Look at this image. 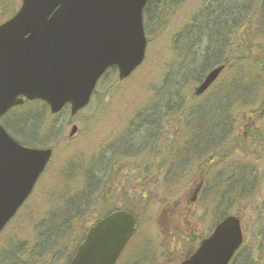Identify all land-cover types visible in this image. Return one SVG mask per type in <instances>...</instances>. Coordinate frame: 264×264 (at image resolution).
<instances>
[{
	"label": "rangeland",
	"instance_id": "obj_1",
	"mask_svg": "<svg viewBox=\"0 0 264 264\" xmlns=\"http://www.w3.org/2000/svg\"><path fill=\"white\" fill-rule=\"evenodd\" d=\"M5 1V7L0 8V22L9 18L21 4V0ZM253 3L254 7L256 6L254 12L251 11L254 8ZM208 7H212L213 15L220 13L223 8L221 20L232 19L245 13L249 33L238 32L230 42L227 36L223 37L226 42L214 37V34L212 36V32H215L214 29L220 24L211 27L209 21L213 19H207L206 23H203V18H207L209 14ZM217 7L220 9H216ZM229 13L232 16L228 17ZM145 15L148 37L145 63L123 84L116 83L115 76L112 82L110 79H104L92 103L79 117L72 120L69 110L51 116L41 110V107L45 108L38 101L15 108L0 121L18 140L32 143L33 134L38 142L47 144V147L56 146V155L46 172L47 179L45 176L42 179L48 188L53 190L55 186L60 190L65 189L64 181L56 178V171L58 164L67 159L70 162L66 164L67 167L74 168L67 176H70V184L78 193H84L86 189L82 176L92 164L89 172L92 168H98L96 171L99 174L94 175L96 180L99 179L102 183L101 188L94 193L99 198L97 202L118 208L128 205L140 216L138 233L133 236L118 264H129L135 255L153 253L157 242L159 249L169 248L173 238H176L175 248L188 247L189 243L197 246L198 237L210 235L216 220L220 219L224 212L240 214L246 227L244 245L231 264H264V112L258 117L251 114L254 108L261 110L260 103L264 100V0H152ZM259 22L261 27L257 26ZM218 33L223 35V28H220ZM213 44L216 45V52L213 50ZM208 51L213 53L210 55L208 66L213 62H225L228 69L234 67L229 72L226 70L223 79L221 78L212 92L204 95V98H196L195 102L191 92L180 94L177 87L181 85L189 89L192 86L195 76L192 75L187 80L182 74L197 72L196 68L202 67ZM257 94L258 100H255L250 110L246 105L229 110L236 106L235 101L248 103ZM181 95L185 97L184 102ZM171 100L180 101L181 106L184 105L182 109L179 108L181 112L184 109L189 116L193 113L192 119L185 120L186 126L178 123L183 114L178 116L174 106L169 110L165 108ZM192 102H195L192 106L188 105ZM226 104L229 108H225ZM149 118L153 119L151 125L155 128L145 123ZM70 120L72 121L69 122ZM72 123H76L80 131L70 140L68 135ZM226 125H230L226 133L231 145L229 149L226 148L223 152L221 149L219 152L220 159L225 161H216L207 172L204 185L206 192H201L192 209L191 222L194 223V228H190L188 223L186 226V221L180 219L173 220L170 224L168 221L164 222V217L161 216L164 207H172L175 198L188 195L191 186L199 180L198 165L202 169L206 160H211L212 157L213 161L216 160V152L198 158L205 138L219 140L224 136L222 128ZM151 128L152 131L160 133L159 142L154 144L158 150L165 146V143L172 142L176 131L180 134L188 131L184 134L185 140L189 138L188 145L186 142L178 143L171 147L166 155V158L185 169L184 174L180 171L174 175L170 189L164 186L167 181V167L172 171L176 169L168 165L167 160L164 161L166 164H162L166 172L165 183L160 185L163 174L158 172L156 165L149 169L148 153L140 154L137 159L121 158L122 155L129 156L149 150L152 136L148 131ZM258 129L261 133L255 136L254 133ZM60 131L62 135L57 139L55 136ZM125 149H128L127 153L120 152ZM188 150L191 152L184 154ZM161 156L156 157V163L164 160V156ZM186 159L188 171L185 168ZM110 160L115 162L104 172L102 166L105 168ZM196 160V169L191 170L189 175ZM159 167L162 169L161 165ZM225 171V176L230 177L229 181L223 175ZM104 174L107 178L115 176L106 186ZM221 174L225 178L221 179L220 184L218 176ZM218 186L219 189L216 190ZM212 192L216 193L211 197ZM38 193L39 187L25 205L31 208V214L24 206L18 218L16 217L0 236V244L4 242L10 247L13 246V251L17 248L15 245H24L20 256L25 253V247L30 248L36 244L37 236L43 229L38 223L44 218H51L49 213L59 208L58 201L53 205L42 203L43 197L36 198ZM223 193L228 194L225 196L227 202L219 206L214 202L219 201L220 194ZM80 229L77 228L66 239V243L57 251L55 259H46L47 264L67 263L66 253L71 252L72 239L77 237ZM194 235L197 236L196 239ZM189 236L188 243L181 241ZM46 244V241L42 243L43 246ZM53 244L50 240L49 247ZM6 259L5 255L4 261Z\"/></svg>",
	"mask_w": 264,
	"mask_h": 264
},
{
	"label": "water",
	"instance_id": "obj_2",
	"mask_svg": "<svg viewBox=\"0 0 264 264\" xmlns=\"http://www.w3.org/2000/svg\"><path fill=\"white\" fill-rule=\"evenodd\" d=\"M147 0H23L0 26V118L27 99L46 101L53 113L88 103L104 71L117 65L121 80L143 62L142 10ZM223 66L196 89L202 94ZM73 135L77 129L72 128ZM53 150L25 147L0 123V231L29 198ZM135 217L115 212L93 226L70 264H115L134 231ZM241 221L224 219L183 264H228L242 245Z\"/></svg>",
	"mask_w": 264,
	"mask_h": 264
},
{
	"label": "trees",
	"instance_id": "obj_3",
	"mask_svg": "<svg viewBox=\"0 0 264 264\" xmlns=\"http://www.w3.org/2000/svg\"><path fill=\"white\" fill-rule=\"evenodd\" d=\"M239 22H241V24L236 29V31H234V33L245 32V13L239 17ZM232 37L233 33H230L228 36V42L232 39ZM222 40H224V38ZM224 41L226 42V40ZM32 136V141L35 142L36 138L33 134ZM58 165L59 167L56 171V178L64 181L65 189L60 190L58 187L54 186L52 190V188H48V185L42 181L40 184L39 193L36 196V198L43 197L44 201H42V203L47 205H53L55 201H58L59 206L58 209L49 213V216H52L51 218H44L43 221L38 223L39 226L43 227L39 234V244L33 248L25 247V253H23L22 256L20 255L23 252L24 247L22 250H20L19 254L14 253L11 257L8 254V257L5 261L0 258V264H45L46 259H55L57 251L61 249L60 247H63V245L66 243V239L70 237V235L77 228L80 229L82 227V229L77 232V237L72 239L73 243L71 244V252L66 253L67 256H72L75 252L77 244L83 240L84 233L87 231V223L91 221V218L101 217L105 211L111 208V204L108 207L107 204L103 205V202L101 201L97 202L99 199L98 196L92 194L90 191L87 192L90 195V199L88 196L85 198L82 196V193H78L77 189H74L70 184V176L67 177L69 174H71V171L68 169L66 163L60 162ZM82 178L84 184L88 187V190L93 189L97 191L101 188V180H96V177L87 170H85ZM94 180L97 183V187L95 189L92 188V185H90L94 183ZM112 180L113 178L109 177L108 183ZM108 183H106L104 186L108 185ZM79 200H81V205ZM26 208V211H30L31 214V208ZM47 220H49V222H47ZM44 239L48 241V243L50 240H52L54 243L52 247H43L41 241ZM23 257L26 259V261L22 260Z\"/></svg>",
	"mask_w": 264,
	"mask_h": 264
},
{
	"label": "flooded vegetation",
	"instance_id": "obj_4",
	"mask_svg": "<svg viewBox=\"0 0 264 264\" xmlns=\"http://www.w3.org/2000/svg\"><path fill=\"white\" fill-rule=\"evenodd\" d=\"M191 198V197H189ZM187 205L183 206L184 213H178L174 208L172 213H165L166 220H174L176 217H181L180 214L187 216L189 215L190 209H189V199H186ZM178 204H176V207L178 208ZM195 246H188V247H177V248H166V249H157L155 247L154 252L151 254H144L142 256H135L133 258V261H131L129 264H179L180 263V255L183 256L185 259L189 258V256L196 251L198 246L195 248V250H192ZM185 248V251H184Z\"/></svg>",
	"mask_w": 264,
	"mask_h": 264
},
{
	"label": "bare ground",
	"instance_id": "obj_5",
	"mask_svg": "<svg viewBox=\"0 0 264 264\" xmlns=\"http://www.w3.org/2000/svg\"><path fill=\"white\" fill-rule=\"evenodd\" d=\"M214 139V138H213ZM213 139H208V138H205V143H203V147L200 149V151H203V150H205L206 149V147H208V146H210L211 144H213ZM206 140H208V141H206Z\"/></svg>",
	"mask_w": 264,
	"mask_h": 264
}]
</instances>
